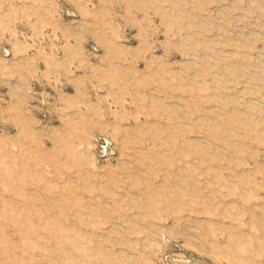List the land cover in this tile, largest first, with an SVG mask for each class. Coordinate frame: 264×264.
I'll list each match as a JSON object with an SVG mask.
<instances>
[{"label": "rangeland", "instance_id": "obj_1", "mask_svg": "<svg viewBox=\"0 0 264 264\" xmlns=\"http://www.w3.org/2000/svg\"><path fill=\"white\" fill-rule=\"evenodd\" d=\"M0 264H264V0H0Z\"/></svg>", "mask_w": 264, "mask_h": 264}]
</instances>
